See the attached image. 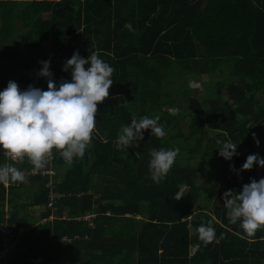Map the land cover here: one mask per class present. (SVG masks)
Returning a JSON list of instances; mask_svg holds the SVG:
<instances>
[{
	"label": "trees",
	"instance_id": "1",
	"mask_svg": "<svg viewBox=\"0 0 264 264\" xmlns=\"http://www.w3.org/2000/svg\"><path fill=\"white\" fill-rule=\"evenodd\" d=\"M17 30L25 32L21 42ZM77 50L85 59L96 52L115 69L109 97L97 105L83 158L67 165L52 150L46 167L63 172L53 180L62 195L54 210L46 208L47 179L27 176L28 159L9 162L0 149V166L25 174L23 183H0V230L6 222L14 236L0 264H264V228L247 236L239 221L229 222L222 198L250 178H264L255 165L239 172L249 154L262 157L252 130L264 126L258 96L264 94V0H0V91L10 80L21 91L47 90L46 78L37 75L40 61H51L57 85L70 81L62 68ZM217 72H227L229 81ZM205 77L200 95L190 86ZM173 108L177 114L168 111ZM133 114L159 116L166 135L144 130L142 141L117 150ZM207 132L213 136L206 139ZM218 141L236 143L238 155L219 156ZM176 147L172 168L153 182L151 151ZM197 156L203 159L194 165ZM206 163L225 179L216 201L215 190L197 184ZM179 191L184 196L177 201ZM36 207L43 211H30ZM209 222L224 238L205 246L188 225ZM1 240L0 233V254Z\"/></svg>",
	"mask_w": 264,
	"mask_h": 264
},
{
	"label": "clouds",
	"instance_id": "2",
	"mask_svg": "<svg viewBox=\"0 0 264 264\" xmlns=\"http://www.w3.org/2000/svg\"><path fill=\"white\" fill-rule=\"evenodd\" d=\"M125 27L132 30L131 24ZM39 63L42 67L37 75L46 78L47 90L29 85L21 91L18 84L10 80L0 91V149L11 160L23 162L27 157L33 172L46 167L53 148L67 165H71L74 158L84 157L96 127L97 105L109 97V89L114 83L111 77L115 71L96 52L85 59L77 50L62 68V71L70 73V81L61 79L57 85L50 71L51 61ZM159 121V116L138 119L133 114L131 123L121 127L115 142L116 149H128L142 141L144 130L150 129L151 135L163 138L166 132ZM248 127L254 126L249 124ZM252 135L259 144L256 134ZM218 144L219 156L225 160L238 155L236 143L218 141ZM179 152L178 147L151 151L148 170L153 182L160 183L165 178ZM254 165L264 168V158L259 154H249L239 172L251 170ZM230 169L236 171L234 165H230ZM24 181V172L14 165L5 163L0 166V183ZM183 196V191H179L174 198L178 201ZM222 198L229 222L237 224L239 221V227L247 236H255L258 229L264 228V178H250V183L244 184L241 191L227 190ZM188 229L205 246L214 240L219 243L224 238L221 233L217 239L211 222L196 228L189 224Z\"/></svg>",
	"mask_w": 264,
	"mask_h": 264
},
{
	"label": "rangeland",
	"instance_id": "3",
	"mask_svg": "<svg viewBox=\"0 0 264 264\" xmlns=\"http://www.w3.org/2000/svg\"><path fill=\"white\" fill-rule=\"evenodd\" d=\"M24 33H25L24 31L17 30L16 33L14 34L15 40L17 42L23 41L25 39V34ZM228 68L229 67L227 65H225L224 66V69H223L224 72H225V70H228ZM224 72L223 73L217 72L214 76L216 78H222L224 76V74H225V76H226L225 79L228 80L229 78L226 75L228 71L226 73H224ZM208 79H209V77H205L203 79V81H201V82L200 81L199 82H194L192 84L193 86H190V88H192V89H194V88L195 89H198V94L201 95V94L205 93V88L203 86V82H208L209 81ZM212 86L213 85H211L210 88ZM223 90L225 92V89H223ZM209 93L211 94V92H209ZM258 96L262 98V95L261 94H258ZM204 98H206V96ZM168 111L171 114H177V112H178V110L177 109H174V108L173 109H168ZM255 130H256V128H254L252 130V133H255L256 134V136H257L256 138L258 139L259 144H257L256 142H254V147H255V149L257 151H259V153L262 154V158H264V154L262 153V149H261V146H264V127H262L258 131H255ZM200 136H202V133H197V135H195L193 137V143H194L195 139H197ZM211 136H213V133L212 132H207V134H205V138L206 139H208ZM258 137H260L261 141L259 140ZM202 159H203V156H197L195 159H193L192 164L195 165V164L201 163V160ZM183 162H187V161L184 160ZM203 169H204L203 174L200 175L199 179L197 180V184L199 186H202L204 190H207V191L215 190V198H214V201L219 200V196L221 195L222 189H223V184H224L223 182L225 180L224 178L221 177L222 170L219 169V168H217V166H215L214 164H209V163L204 164ZM57 171H58V174L60 176H62L63 172H61V174H60L59 170H57ZM6 185H8V184H6ZM22 200L23 201H26L27 200V197L24 195L23 198H22ZM213 204L215 205V203H213ZM213 204H212V206H214ZM36 208H37L36 211L34 209H30V211L31 212H35L37 214H39V212L41 210L43 211L42 208H39V207H36ZM37 216H39V215H37ZM8 217H9V214L6 216V219ZM23 231L24 230H21V232H23Z\"/></svg>",
	"mask_w": 264,
	"mask_h": 264
},
{
	"label": "built area",
	"instance_id": "4",
	"mask_svg": "<svg viewBox=\"0 0 264 264\" xmlns=\"http://www.w3.org/2000/svg\"><path fill=\"white\" fill-rule=\"evenodd\" d=\"M6 159L9 162H14V163L21 162L19 159L11 160L10 158H7V157H6ZM53 159H54V157H53V154L51 153V155L48 157V160L51 162V160H53ZM25 160H27V157H25L23 161H25ZM56 174H57V171L52 166H50V168L45 167L44 169H42L38 172L31 171L27 174V176L41 177L43 179H47L46 188L48 189V199H47V203H46V208L51 209V210H54L56 208V203H57L58 199H60L62 197L61 194L57 193L53 189V180H54V177L56 176ZM53 219H54V217H51V220H53ZM89 219H90V217H89ZM43 223H44V221H43ZM12 230L13 229L11 228L10 224H8L6 222L3 224L2 229L0 230L1 238H2L1 242H2V246L4 247L3 250L1 251V254H0V259H2V260L7 256L8 251L11 249L9 247V243H10V240H12L14 238ZM64 240L70 241L66 238Z\"/></svg>",
	"mask_w": 264,
	"mask_h": 264
},
{
	"label": "crops",
	"instance_id": "5",
	"mask_svg": "<svg viewBox=\"0 0 264 264\" xmlns=\"http://www.w3.org/2000/svg\"><path fill=\"white\" fill-rule=\"evenodd\" d=\"M261 94V93H260ZM262 95V98L261 99H263L264 100V94H261ZM264 127V126H263Z\"/></svg>",
	"mask_w": 264,
	"mask_h": 264
}]
</instances>
